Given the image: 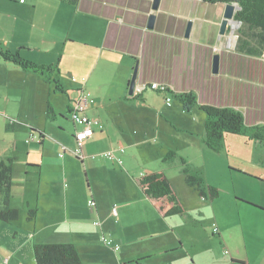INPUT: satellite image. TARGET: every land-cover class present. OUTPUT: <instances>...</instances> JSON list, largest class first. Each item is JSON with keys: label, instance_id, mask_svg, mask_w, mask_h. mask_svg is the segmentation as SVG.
<instances>
[{"label": "crops", "instance_id": "crops-1", "mask_svg": "<svg viewBox=\"0 0 264 264\" xmlns=\"http://www.w3.org/2000/svg\"><path fill=\"white\" fill-rule=\"evenodd\" d=\"M142 1L145 2L146 0ZM131 3L132 0H81L78 5H72L67 2H63L62 0H29V2L20 0V3L16 2V6L18 8L14 9L10 13L8 9H3L4 6H2V2L0 0V43L1 46L12 52L19 51L20 55L26 60L41 65L58 66L61 73L63 67L62 64L66 62L72 66V68L67 71L80 73L78 75L81 76L80 79L77 77L72 78L73 82H80L81 86L79 88H77L78 85H72L70 80H67L68 86L64 85L65 81H61V85L66 92L72 88H77L74 90L76 92L74 98L67 95L68 117L73 123L70 140L72 143L69 142L68 145L70 146L73 144V147L70 146V148L66 146V143H64L62 134L65 130L60 124L58 128L61 133L52 134L58 144L61 145V148L65 150V153H59L61 159H66L69 154L74 153L73 150L76 146L75 133L82 129L81 126L76 125L71 120V113L69 109L71 104L69 101L77 99L81 90H83L91 92L92 96L96 100V104L88 110L89 116L99 119L103 123L104 128H96L94 137L86 141L83 146L81 158L72 154L76 157V160L82 165H84L87 161L101 162V168L108 172H114L121 180H124L121 172H125V167L128 169L127 174L132 175L133 180L135 177L139 178L142 175L157 171H163L167 175L171 184L176 189L181 202L185 206L186 213L166 218L162 217L154 207L152 201L145 197L139 187L140 192H138V196L140 197L141 206L131 210L133 212L130 213V215L139 214L141 220H148L150 222L149 216L151 215V210L155 209L157 214L162 219L172 222V225L170 226V228H172V236L179 242L174 247L171 244L161 245L158 242L156 246L160 248L158 250H160L161 255H165L169 252L175 253L184 247L182 237L174 234L175 227L183 223L185 226H191L193 221H196L193 219L191 213V208H194L193 210L195 212H197V210L199 211L197 212V215L201 219L202 227L197 231L196 246L194 244L192 246V255L189 254L192 259L196 256V260H193L191 264H264L263 142H248L244 137L236 135H230L226 138L225 149L222 153L228 154L230 152L231 146L228 143L230 141L229 139L232 137L240 138V145L245 144L246 146H249V149L251 148L248 154L249 157L246 155L244 158L246 166L249 168L243 169L236 167L239 169L238 171H233L231 169L230 171H232V174L235 176L232 175L231 183L226 187V189H221L223 195L225 196H221L220 194L216 199L212 200L210 205L207 204L209 201L200 196L199 192L195 188L186 184L185 179L184 184L186 186L182 184V191L180 192L178 190V187L170 177L171 172L169 171V168L174 165L176 166L177 163H163V157L170 150H173L172 148L169 147L164 149L165 153H161L159 155L158 161L156 159L154 160L155 165H153L154 167L152 169L149 167V163L153 160L150 162L149 160H144L148 157L146 149L142 152L138 150L133 151V146L137 145L139 148L145 147V144H147L148 141H146L147 139L143 135L140 142L134 143L130 137H127V129L128 127H132L134 129L133 133L137 135L138 132L136 131V128L146 124L145 118L143 117L145 110L147 108L154 110V108L149 104V100L151 99L149 92H147L148 90L143 94L145 99V102L143 103H140L141 101L129 102L125 100L126 97H130L128 88L130 83L129 75L117 77V74L115 75V73L109 69L110 65L118 66L124 61L125 64H127V61L130 58L140 61L141 59L136 50L137 45L135 44L133 49L125 50L117 49L113 46L111 47L107 43L109 30L113 24H116L115 27L118 29L126 26L125 23L129 16L128 14H131V10L134 9L132 8ZM216 5H219L216 13L219 24L220 21L223 20L224 8L226 4ZM5 12L9 14V17H12L11 20L3 19ZM151 12L152 8L148 14L150 15ZM121 14H123V16H121ZM158 20L160 19L157 16V21ZM98 21L102 24L101 37L91 41L92 36L97 35L96 26L98 25ZM53 39L57 40V45L54 47L52 46ZM81 42H84L87 46L92 44L95 51L92 49H88L90 52L86 50L83 51L82 48H80ZM128 42H130L129 39ZM88 62H90L89 65ZM141 66L142 64L140 63L138 81H151L149 79L143 80L142 76L145 72L141 70ZM98 72L100 74H98ZM41 81L47 86L42 85ZM51 85V83L46 82L38 74L25 72L20 67H17L10 62L1 60L0 97L7 102H3L0 105V108L3 110L0 111L2 113L0 117H4V119L9 120V123L11 120L15 121L20 118L19 113L17 117L7 114L10 110L9 102L14 100L15 96L22 98L28 95V88H35L36 98L39 96L45 98L46 95L48 107L52 92L50 88ZM55 91L57 90L55 89ZM152 104L155 105L154 102H152ZM227 106L241 110L245 114L243 106L235 104ZM162 109L164 108L162 107ZM162 109L159 113V122L161 120L166 122L169 127L166 131H174L181 133V135H193L189 134L190 132L184 129H179L178 127L175 128L171 113L169 115H165ZM123 112H125V114H123ZM165 112L167 111L165 110ZM130 116L132 121L129 124ZM61 119L64 118L61 117ZM47 120L49 119L47 118ZM64 121L66 120L64 119ZM246 121L250 126L264 124V121L260 120H252L249 122L246 118ZM52 122L57 125L58 117H56V120H53ZM161 125H163V123H161ZM16 127L17 126H13L12 129L15 130ZM159 130L160 128L158 127V131ZM46 131V129L43 131L41 128L34 125L33 128H31V133H34V136L38 137V134L40 135V133H43L45 136L42 143L40 142L42 156L40 160H36L35 158L30 159L32 154L28 152V159H24L26 165L23 170L22 168L19 170L16 169L15 164L19 161L20 156L15 152L14 141L10 142V148L7 153L4 150V152L0 154V161L5 160L11 154L15 157L13 169V200L11 204L13 208L19 210L20 218L14 223H6L0 220L2 223L9 224V226L12 227H15V224H18V230L15 233V240H18L19 243L13 251L18 258H15L14 264H26V261L28 260H30L33 264H36L34 257V245L40 243L74 244L83 261V264H88L86 263L84 256L92 262L90 253H98L96 236H98L99 231L103 237V242L104 239L107 238L112 240L113 243L121 246L119 239H123L125 242L124 246H135L137 243L129 240L130 236L127 230L128 226L120 227L121 222L118 210L117 217L114 216L112 212L116 225L113 229L111 226L108 227V225H106L107 227H102V229L98 228L100 223L95 218H99L101 213L98 210L97 203L95 210L91 208L89 205L90 199L87 203L86 199H84L82 201V207L87 211V213H89L87 206L92 209L94 216L91 218L87 214V217L88 221L91 220L93 224L80 222V220L76 217L77 212H79V202L76 203V201H73L72 194L70 193L71 191H64L59 188L58 185L60 178H58L57 174L61 172L63 166L57 164L52 165L49 154H45L46 148L44 147L46 146L47 136H49ZM172 135L173 133L171 132L170 136ZM156 138V140H159L158 134L156 135ZM140 144H143L144 146H141ZM54 146V153L56 154V150L59 147H57L56 144H53V147ZM129 146H131L132 151L128 150ZM119 147H124L125 152L120 153L118 151ZM201 148L203 149V154L204 151H210L207 147L201 146ZM107 151H115L116 155L122 158L123 164L119 165L108 158L100 156L101 153L103 154ZM174 151L178 153L177 150ZM194 152L195 151H186L187 155L185 158L189 161L193 169L199 170L203 173L207 185H211L219 189L220 187L209 179L208 171L201 166L202 164L197 162L195 163V160H198L199 162L203 156L199 152L197 153V156H194L193 158ZM239 161L241 162L240 164L243 165V161L241 159H239ZM90 164L91 163L88 165ZM181 169L182 168H180V173H182ZM17 171H19L18 174L20 175L18 183L15 181ZM87 193L89 194V196L86 195L88 198H93L95 196L94 186L92 183L91 186L88 185ZM185 196H187V199L184 198ZM17 197L19 198V203H16ZM147 200L149 202H147ZM199 201H207V203H204L201 206V204L198 203ZM195 202L197 206L193 207ZM215 203H218L219 205L216 210V215L213 213L212 208V205ZM21 205L23 207V211L19 209ZM31 209H37V216L33 221L29 220V210ZM209 214L212 216L213 232L214 226H216L218 229L217 234L212 233V231L210 233L206 232L204 220L208 219ZM196 222L200 223V221ZM87 227L89 228V231ZM146 227L143 225L142 228L137 227L135 230L137 232L143 231ZM94 229H96L95 232H93ZM107 232L109 233L108 235L106 234ZM44 233L47 234L45 238H53L55 240L40 241L39 236H44ZM153 234L154 233H151L148 238H155V234ZM142 236L144 235L142 234ZM211 236H217L218 239L212 240V238H210ZM136 240L139 241L140 238H137ZM169 247L170 249H168ZM140 253L142 255L138 256H142L143 258H149L148 256H152L149 255L151 253H149L148 248L141 247ZM135 258L139 259L140 257ZM135 258L132 253L129 252L128 260L133 261ZM142 260L145 261V259ZM10 263H12V261ZM89 264L102 263L97 259L96 263L92 262Z\"/></svg>", "mask_w": 264, "mask_h": 264}, {"label": "rangeland", "instance_id": "rangeland-1", "mask_svg": "<svg viewBox=\"0 0 264 264\" xmlns=\"http://www.w3.org/2000/svg\"><path fill=\"white\" fill-rule=\"evenodd\" d=\"M24 1L29 2V0ZM1 2L2 6H4L3 9H8L11 13L14 9L18 8L16 2L20 3V0H1ZM153 2L154 0H146L145 2L142 0H132L131 6L134 9L131 10V14H128L129 16L125 23L126 26L118 29L115 27L116 24H113L109 30L107 43L111 47L113 46L114 48L125 50L133 49L135 44L137 45L136 50L141 59L140 63L142 64L141 70L145 72L142 76L143 80L149 79L155 82L167 83L175 89V92L194 91L197 93L201 104L207 103L217 106L235 104L243 106L246 118L249 122L252 120L264 121V57L255 58L237 51L236 45L240 24L237 21H232L225 35L222 36L220 34L222 20L218 24L216 14L219 5L203 3L197 0H161L160 10L157 13L160 20L157 21L155 30L149 31L147 29L148 13L152 8ZM8 15L9 14L5 12L3 19L11 20L12 17ZM121 16H123V14H121ZM190 21L193 22L191 36L189 39H185L184 35L187 23ZM235 22L237 23L236 27L233 25ZM96 28L97 35L92 36L91 41L101 37L102 24L99 21ZM233 37L235 40L230 41V38ZM128 39L130 42H128ZM56 45L57 40L53 39L52 46L54 47ZM80 48H82L83 51H89L88 49L95 51L92 44L87 46L84 42H81ZM215 48L218 49V52L215 51ZM215 54L220 55V72L218 74L213 73V57ZM136 63V59L130 58L127 64H125L124 61L118 66L110 65L109 69H111L115 75L117 74V77L129 75V79L131 80ZM89 64L90 62H88V65ZM62 65V73L60 75L61 81H65L64 85L68 86L67 80H70L72 85H78L77 88H79L81 86L80 82H73L72 78L77 77L80 79L81 76H78L80 73L67 71L71 69L72 66L66 62ZM98 74L100 73L98 72ZM41 84L46 85L42 81ZM50 88L52 90L50 103L55 109L58 117V124L55 125L54 122L46 118L48 102L46 95L45 98L42 96L36 98L35 88H28V95L22 98L15 96V99L9 102L10 110L7 114L17 117L19 113L20 118L15 120L16 129L8 130L7 125L9 120L0 117V154H2L4 150L7 153L10 148V142L14 141L15 152L20 156L19 161L15 164L16 169L19 170L22 168L23 170L26 165L25 160L28 159V152L32 154L30 159L35 158L36 160H40L42 156V148L40 145L41 136L39 134L38 137L34 136V133H31V128H33L34 125L41 128L43 131L46 129V133L49 136H47L46 146L44 147L46 148L45 154H49L52 165L57 164L63 166L61 172L57 174L58 178H60L58 185L59 188L64 191H71L70 193L72 194L73 201H76V203L79 202L80 207L76 217L80 222L93 224L91 220L88 221L87 217V214L91 218L94 216L92 209L87 206L89 212L87 213L82 207V201L84 199H86L87 203L88 200L92 198L86 196H89L87 189L88 185L91 186V183L95 191V196L93 198L101 213L99 218H95L100 223L98 228L102 229V227H107L106 225H108V227L111 226L112 229L113 227L115 228V219L113 218L112 212H114V209H116V211L118 210L121 222L120 227L128 226L129 240L137 244L132 247H127L124 246L125 242L123 239H119L121 250L115 252L112 247L104 244L103 237L99 231L98 236H96L98 253H90V258L93 263H96L97 259L102 264H139L137 263L138 260L143 261L140 262V264H191L193 260L195 261L196 256L192 259L189 254L192 255V246L193 244L196 246L197 231L202 227L201 219L197 215V212H199L198 210L195 212L193 210L194 208H191V213L193 219L200 221V223L193 221L191 226H185L183 223L175 227L174 234L182 237L184 247L175 253L169 252L165 255H161L160 250H158L160 248L156 246L158 242L161 245L171 244L173 247L179 242L172 236V228H170L172 222L162 219L155 209L151 210V215L149 216L150 222L148 220H141L139 214L130 215V213L133 212L131 210L141 206V202L138 196V192H140L139 186L137 182L134 181L136 177L133 180L132 175L127 174V167L124 168V173L121 172L124 178V180H121L114 172H108L101 168V162L87 161L82 165L76 160V157L72 155L74 153L69 154L66 159L60 158L59 153H65V150L61 148V145L58 144L52 134L61 133L58 128L60 124L65 130L62 134L64 143H66L68 147H73V144L70 146L68 145L69 142L72 143L70 140L73 123L68 117L67 95L74 98L76 93L74 90L77 88L67 90V94L61 91H55V83H52ZM147 92H149L151 99L149 100V104L154 110L147 108L143 115L146 124L142 126L136 125L139 127L136 128L138 132L137 135L133 133L134 129L132 127H128L127 137H130L134 143H137L142 140L144 135L148 142L145 144V147L139 148L137 145L133 146V151L138 150L142 152L146 149L148 157L144 160H149V162L153 160L149 163L151 169L154 167L153 165H155L154 160L156 159L158 161L159 155L165 153V148L170 147L173 150H177L178 154L182 157H186V151H195L193 153V158L200 152L203 157L199 162L195 160V163L202 164L201 166L208 171L209 179L220 187L219 195L225 196L221 189H226L231 183L233 172L230 170L238 171L239 169L236 167L243 169L249 168L246 166L244 158L246 155L249 157L248 154L251 148L249 149V146L245 144L240 145V138L232 137L229 139L230 141L228 143L231 146V150L228 154L222 153L223 151L221 153H216L210 150L204 151V155L201 146L206 147L203 143L204 120L206 119V114L198 108L185 111L183 105L174 98L171 105H168L166 104V95L164 93H158L151 89H148ZM3 102L6 103L7 101L0 97V105ZM152 102H154L155 105L152 104ZM162 107L164 109H162ZM161 109L164 111L165 115L171 113L175 128L184 129L189 131V134L193 135H190V137L188 134L181 135V133L171 131L173 135L170 136L171 132L166 131L167 128H169L166 122L161 119L159 122V113ZM165 110L167 112H165ZM0 111L3 110L0 108ZM0 114L2 115L1 112ZM123 114H125V112H123ZM61 117L66 121L61 119ZM129 119L130 124L132 121L131 116ZM161 123H163V125H161ZM158 127L160 128L159 131ZM157 134L159 140H156ZM53 144L59 147L56 150V154L54 153L55 146L53 147ZM140 145L144 146L143 144ZM128 150L132 151L131 146L128 147ZM239 159L243 161V165L240 164L241 162ZM175 162L177 165L169 168L171 172L169 173L172 181H174L178 190L181 192L182 184H184V177L182 173H180V168H182L180 161L178 160ZM89 163L91 164L88 165ZM18 172L19 171L16 173V183H18V178H20ZM184 186L186 185L184 184ZM184 198L187 199V196ZM208 201V203L207 201H199L198 203H200L201 206L204 203L210 205L212 201ZM147 202L149 201L147 200ZM16 203H19L18 197L16 198ZM196 206L195 202L193 207ZM218 206V203L212 205L215 215ZM19 209L23 211L22 205ZM211 218L212 216L209 214L208 219L204 220V227L206 228V232L210 233L212 231V233H214L213 221ZM143 225L144 227H149L139 232L135 230L137 227L142 228ZM87 229L89 231L88 227ZM17 230L18 224L12 227L0 221V264H14L15 258H18L13 252L19 243L18 240H15V233ZM95 231L96 229L93 230V232ZM151 233L155 234V238H148ZM106 234L108 235L109 233L107 232ZM142 234L144 236H142ZM46 235L47 234L44 233V236H39V240H55L53 238H45ZM137 238H140V240H136ZM210 238H212V240L218 239L217 236H211ZM141 247L148 248L149 253H151L149 255L152 256H148L149 258L138 256L142 255L140 253ZM168 249H170V247ZM129 252L132 253L134 258H140H135L133 261L128 260ZM84 259L86 263H92L90 260L86 259L85 256ZM142 259H145V261ZM11 261L12 263H10ZM26 264L33 263L28 260Z\"/></svg>", "mask_w": 264, "mask_h": 264}, {"label": "trees", "instance_id": "trees-1", "mask_svg": "<svg viewBox=\"0 0 264 264\" xmlns=\"http://www.w3.org/2000/svg\"><path fill=\"white\" fill-rule=\"evenodd\" d=\"M72 5H78L81 0H62ZM208 4L236 3L240 7L235 15V21L240 24L236 49L239 53L255 57H264V0H201ZM10 62L20 67L25 72L38 74L48 83H55L56 90L65 94L67 92L61 85V71L58 66L41 65L24 59L20 52H12L0 43V61ZM138 62V60L136 59ZM160 93V92H158ZM179 101L185 111L198 108L206 114L204 123V145L211 151L221 153L225 149L226 138L230 135L244 137L248 142L259 141L264 143V124L248 125L245 114L238 109L229 106H217L213 104H201L196 92H169ZM144 94V93H143ZM143 94L126 97L125 100L145 102ZM70 102V113L73 101ZM56 112L49 102L47 118L56 120ZM15 123L7 125L8 130H13ZM33 130V129H32ZM42 143L44 134L40 133ZM180 161L182 174L188 186L195 188L200 196L207 200H214L219 196L220 190L207 185L203 173L193 169L189 161L180 156L176 151L170 150L164 157L163 163ZM15 157L11 154L5 160L0 161V220L6 223L17 222L20 218L18 209L12 207L13 200V172ZM136 182L142 193L152 201L154 207L162 217L183 215L185 206L176 189L163 171H157L136 178ZM93 199V198H91ZM37 209L29 210V220H35ZM34 257L36 264H83V261L74 244H35ZM141 260L137 263L140 264Z\"/></svg>", "mask_w": 264, "mask_h": 264}, {"label": "built area", "instance_id": "built-area-1", "mask_svg": "<svg viewBox=\"0 0 264 264\" xmlns=\"http://www.w3.org/2000/svg\"><path fill=\"white\" fill-rule=\"evenodd\" d=\"M215 51L218 52V49L215 48ZM75 80V79H74ZM148 89L153 91H157L160 93H164L166 95V104L171 105L173 97L169 93L171 91H175V89L167 83L155 82V81H138L135 87L134 96H138L146 92ZM73 101V107L71 111V120L76 124L82 127V129L78 130L75 133V149L73 150L74 154L78 157H82L83 146L92 137L95 135L96 128L103 129L104 125L99 119L92 118L88 114V110L96 104V100L92 96L91 92L81 90L78 98ZM1 115V114H0ZM12 123H15L14 120H11ZM118 151L120 153H124V147H119ZM62 156V155H61ZM101 157L108 158L116 162L117 164H123L122 158L116 155L115 151H107L100 155ZM89 205L94 210L97 205L94 199L89 200ZM114 216H118L116 209L113 212ZM218 233V229L214 226V234ZM105 245L112 247L115 251L120 250V245L115 244L112 240L105 238ZM228 253V252H227Z\"/></svg>", "mask_w": 264, "mask_h": 264}, {"label": "water", "instance_id": "water-1", "mask_svg": "<svg viewBox=\"0 0 264 264\" xmlns=\"http://www.w3.org/2000/svg\"><path fill=\"white\" fill-rule=\"evenodd\" d=\"M160 6H161V0H154L152 4V12L149 15L148 23H147V29L149 31H154L156 28L157 12L160 10ZM239 9L240 7L236 3H230L225 5L223 20L220 29V34L222 36H224L225 33L227 32V29L229 28L231 22L235 21V15ZM192 28H193V22L190 21L187 24V28L184 35L186 39L190 38ZM139 70H140V61H138L135 65L134 72L128 86L130 97L134 96L135 87L137 85L138 77H139ZM219 72H220V55L215 54L213 57V73L218 74Z\"/></svg>", "mask_w": 264, "mask_h": 264}, {"label": "bare ground", "instance_id": "bare-ground-1", "mask_svg": "<svg viewBox=\"0 0 264 264\" xmlns=\"http://www.w3.org/2000/svg\"><path fill=\"white\" fill-rule=\"evenodd\" d=\"M235 23H233V25L237 26V23L236 24ZM232 40H235V38L234 37L233 38H230V41H232Z\"/></svg>", "mask_w": 264, "mask_h": 264}]
</instances>
